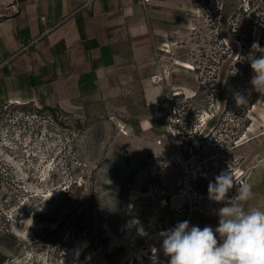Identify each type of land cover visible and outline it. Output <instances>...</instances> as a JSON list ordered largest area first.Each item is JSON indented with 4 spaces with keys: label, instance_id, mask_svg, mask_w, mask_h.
I'll list each match as a JSON object with an SVG mask.
<instances>
[{
    "label": "rangeland",
    "instance_id": "374dc122",
    "mask_svg": "<svg viewBox=\"0 0 264 264\" xmlns=\"http://www.w3.org/2000/svg\"><path fill=\"white\" fill-rule=\"evenodd\" d=\"M24 1L0 0V19ZM187 1V9L158 5L171 21L159 26L160 102L118 97L69 113L2 91L0 264L163 259L160 233L179 222L168 208L193 142L211 132L244 165L261 154L249 148L264 139V96L243 61L254 42L264 48V0Z\"/></svg>",
    "mask_w": 264,
    "mask_h": 264
},
{
    "label": "crops",
    "instance_id": "0c3cea01",
    "mask_svg": "<svg viewBox=\"0 0 264 264\" xmlns=\"http://www.w3.org/2000/svg\"><path fill=\"white\" fill-rule=\"evenodd\" d=\"M170 1L95 0L90 6H83L85 0L24 1L18 12L0 19V94L69 113L112 105L118 97L148 105L162 101L166 80L157 77V52L165 33L159 26L171 21L158 5ZM176 1L179 9L189 7L187 0ZM253 152L261 153L251 161L258 164L248 183L253 196L241 207L264 211V139L249 148ZM218 222L219 216L196 218L201 228L215 229ZM156 257L133 264H169L165 254Z\"/></svg>",
    "mask_w": 264,
    "mask_h": 264
},
{
    "label": "clouds",
    "instance_id": "9594fccd",
    "mask_svg": "<svg viewBox=\"0 0 264 264\" xmlns=\"http://www.w3.org/2000/svg\"><path fill=\"white\" fill-rule=\"evenodd\" d=\"M251 47L249 62L254 75L250 84L264 96V48L258 42ZM234 98L238 106L246 104L242 94H235ZM233 182L230 172H222L215 183H209V199L225 203L218 210L219 222L215 229L190 227L189 221L184 220L160 233L163 252L170 257L169 264H264V211L241 207V202L253 196L248 184L238 188L234 198L226 200Z\"/></svg>",
    "mask_w": 264,
    "mask_h": 264
},
{
    "label": "built area",
    "instance_id": "2783aa9c",
    "mask_svg": "<svg viewBox=\"0 0 264 264\" xmlns=\"http://www.w3.org/2000/svg\"><path fill=\"white\" fill-rule=\"evenodd\" d=\"M95 0H85L83 6H90ZM146 5L150 0H142ZM170 100V99H169ZM174 109L170 116L176 114ZM207 135L199 136L179 161V173L175 177V198L168 208L169 216L175 215L179 222L188 220L190 227L196 226V218L200 215L217 217L218 210L225 203H217L209 199V183H215L222 172H230L233 187L229 189L226 200L238 194V188L248 184L253 170L258 164L241 162V157L231 156L228 147H216ZM213 140V139H212ZM216 142V140H215ZM169 227V225H167Z\"/></svg>",
    "mask_w": 264,
    "mask_h": 264
},
{
    "label": "trees",
    "instance_id": "16d2710c",
    "mask_svg": "<svg viewBox=\"0 0 264 264\" xmlns=\"http://www.w3.org/2000/svg\"><path fill=\"white\" fill-rule=\"evenodd\" d=\"M260 46H261V48L263 47L262 45H261V43H260ZM248 51H252V47L250 46L249 48H248ZM246 52V60L245 61H243L245 64H246V68H245V70H247L248 72H252V69H251V66H250V62H249V59L251 58V56H249L252 52H247V51H245ZM260 55V53H253V55ZM239 59H240V57H239ZM253 73V72H252ZM48 107H50V106H48ZM51 109H53V111H54V117H57L55 114H56V110L54 109V108H52L51 107Z\"/></svg>",
    "mask_w": 264,
    "mask_h": 264
}]
</instances>
